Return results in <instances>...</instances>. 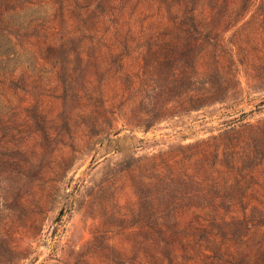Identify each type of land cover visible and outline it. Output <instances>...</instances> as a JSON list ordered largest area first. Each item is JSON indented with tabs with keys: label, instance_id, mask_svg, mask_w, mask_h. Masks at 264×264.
Listing matches in <instances>:
<instances>
[{
	"label": "rangeland",
	"instance_id": "obj_1",
	"mask_svg": "<svg viewBox=\"0 0 264 264\" xmlns=\"http://www.w3.org/2000/svg\"><path fill=\"white\" fill-rule=\"evenodd\" d=\"M210 2L0 0V264H252L264 0Z\"/></svg>",
	"mask_w": 264,
	"mask_h": 264
},
{
	"label": "trees",
	"instance_id": "obj_2",
	"mask_svg": "<svg viewBox=\"0 0 264 264\" xmlns=\"http://www.w3.org/2000/svg\"><path fill=\"white\" fill-rule=\"evenodd\" d=\"M9 2L15 1H23L28 6H36L37 3L39 5V0H31L34 2H30L27 0H4ZM210 1H222L223 4H228L233 0H159V3L163 4L168 10H171L172 13L177 11L173 10L178 7L183 8L182 14L189 19H197L201 15V8L207 2ZM242 1V5H245L246 2H252V0H239ZM62 3V0H59ZM22 9L20 4H16L13 7L12 11H20ZM177 10V9H176ZM242 15H239V19L242 18ZM28 23L30 20L27 21ZM237 204L239 205V210L229 215L228 220H225V217L219 218V223L226 224L234 230L235 238L238 241L243 240V238H247L251 233L255 231H263L264 229V197L261 195H254L253 193H243L240 196ZM252 264H264V232L260 234V238L256 243L254 252L250 257Z\"/></svg>",
	"mask_w": 264,
	"mask_h": 264
},
{
	"label": "water",
	"instance_id": "obj_3",
	"mask_svg": "<svg viewBox=\"0 0 264 264\" xmlns=\"http://www.w3.org/2000/svg\"><path fill=\"white\" fill-rule=\"evenodd\" d=\"M61 212H62V209L58 211V213H57V215H56V217H55L53 223H55V222L59 219V217H60V215H61ZM50 228H52V226H51Z\"/></svg>",
	"mask_w": 264,
	"mask_h": 264
}]
</instances>
